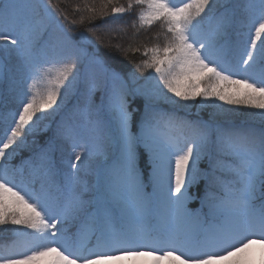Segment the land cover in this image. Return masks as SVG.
Returning a JSON list of instances; mask_svg holds the SVG:
<instances>
[{
  "label": "snow or ice",
  "instance_id": "1",
  "mask_svg": "<svg viewBox=\"0 0 264 264\" xmlns=\"http://www.w3.org/2000/svg\"><path fill=\"white\" fill-rule=\"evenodd\" d=\"M73 12L0 0V264H264V0Z\"/></svg>",
  "mask_w": 264,
  "mask_h": 264
},
{
  "label": "trees",
  "instance_id": "2",
  "mask_svg": "<svg viewBox=\"0 0 264 264\" xmlns=\"http://www.w3.org/2000/svg\"><path fill=\"white\" fill-rule=\"evenodd\" d=\"M114 2L118 5L127 6L128 0H114ZM53 3H59L62 8L65 9L70 19L79 20L81 15H88L87 12H73L74 6L79 5L81 8L85 4L89 6H95L97 9L101 7L102 0H53ZM139 8H134L131 12L125 13L122 18L114 19L111 16L97 18L96 20L88 23L85 21L84 25L77 24L75 27L78 30H83L85 27H93L95 26L99 32L98 34H103L107 29H123L124 31L116 35L113 33L112 35H105V41L111 39L113 43L119 41L125 48L131 46L132 48L138 47L143 44H148L151 46L152 43L156 41L153 37L161 32L159 24H154L150 28H139V21L136 19V14L139 12ZM107 21V23H105ZM135 22L136 27H133V23ZM46 36L40 40V43L43 44L44 40H46ZM161 43L163 42V37L161 36ZM101 51L105 55L106 58L115 57L119 62L128 66L129 69H132L133 64L130 61H137L143 59L141 55V51L138 52H129L128 57L125 58L123 55L116 53L115 51H109L108 48L101 45ZM26 155V153H25ZM18 162V161H17ZM196 204L190 205V207H196Z\"/></svg>",
  "mask_w": 264,
  "mask_h": 264
},
{
  "label": "rangeland",
  "instance_id": "3",
  "mask_svg": "<svg viewBox=\"0 0 264 264\" xmlns=\"http://www.w3.org/2000/svg\"><path fill=\"white\" fill-rule=\"evenodd\" d=\"M38 2H40L42 4L43 3V0H38ZM40 18H44L43 8L40 9ZM47 39H48V37L46 38V40Z\"/></svg>",
  "mask_w": 264,
  "mask_h": 264
}]
</instances>
